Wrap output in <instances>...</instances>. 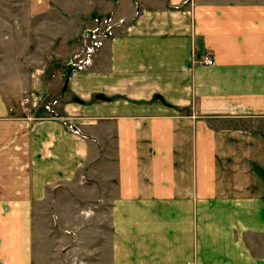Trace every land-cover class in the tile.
<instances>
[{"label": "crops", "instance_id": "obj_1", "mask_svg": "<svg viewBox=\"0 0 264 264\" xmlns=\"http://www.w3.org/2000/svg\"><path fill=\"white\" fill-rule=\"evenodd\" d=\"M17 6L56 29L57 51L95 22L113 27L63 81L0 75V264H32L34 199L85 171L94 195V178L104 188L90 208L110 227L104 264H263L246 252L264 239V0ZM20 90L57 113H20L5 95Z\"/></svg>", "mask_w": 264, "mask_h": 264}, {"label": "rangeland", "instance_id": "obj_2", "mask_svg": "<svg viewBox=\"0 0 264 264\" xmlns=\"http://www.w3.org/2000/svg\"><path fill=\"white\" fill-rule=\"evenodd\" d=\"M8 1L13 0H0V75L15 78L19 86L28 80L30 73L33 88L38 90L36 85L39 77L51 80L63 73V81L73 70L87 68L89 62L84 60H91L98 48L90 53V58L86 57L89 54L86 50L89 47L85 32L87 27L83 29V36L78 39L80 44L76 50L70 52L66 47L63 51H57L59 37L55 34L56 29H52L53 34L49 35L44 27L45 22L38 16L26 19L23 12L18 11L17 5L22 0H14L15 18L8 19L4 13L8 10ZM98 23L95 22L94 25ZM59 60H65L66 70L61 68ZM28 94V91L20 90L17 95H5L9 103L16 105L22 114L27 111L36 114L42 109L50 115L57 113L58 100L54 101L50 96H45L38 103H33ZM58 94L62 95V89ZM24 96L28 100L22 105ZM94 179L96 184H101L97 195H94L93 189L88 188L87 183L93 179L85 171L80 183L69 182L50 188L46 196L34 199L32 264H104L110 260L111 235L108 231L109 225L104 224V212L90 211L95 202L103 204L104 201L99 193L104 190L102 180ZM248 246L251 250L246 253L261 259L264 264V239L252 238ZM233 263L237 264L238 260Z\"/></svg>", "mask_w": 264, "mask_h": 264}, {"label": "built area", "instance_id": "obj_3", "mask_svg": "<svg viewBox=\"0 0 264 264\" xmlns=\"http://www.w3.org/2000/svg\"><path fill=\"white\" fill-rule=\"evenodd\" d=\"M112 27H113L112 18L108 17L107 19L104 20V22H102V25H96V26L86 28L85 32L87 33L88 44H89L88 49L86 48L87 52L89 53L86 55L87 58H90L91 57L90 53L94 52L95 49L102 44L103 38L112 33ZM79 61H82V60L79 59ZM84 61L89 62L90 60L87 59ZM199 62L211 65L215 62V59L211 57L210 55H206L202 59H200ZM27 100H28V97H23V99L21 100V104L22 105L25 104Z\"/></svg>", "mask_w": 264, "mask_h": 264}, {"label": "water", "instance_id": "obj_4", "mask_svg": "<svg viewBox=\"0 0 264 264\" xmlns=\"http://www.w3.org/2000/svg\"><path fill=\"white\" fill-rule=\"evenodd\" d=\"M99 96H101V95H99Z\"/></svg>", "mask_w": 264, "mask_h": 264}]
</instances>
